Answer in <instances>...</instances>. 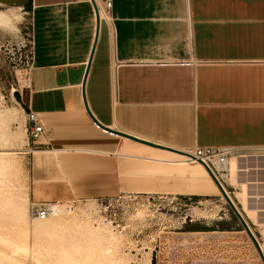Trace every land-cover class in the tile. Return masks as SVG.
Segmentation results:
<instances>
[{
  "label": "crops",
  "instance_id": "obj_1",
  "mask_svg": "<svg viewBox=\"0 0 264 264\" xmlns=\"http://www.w3.org/2000/svg\"><path fill=\"white\" fill-rule=\"evenodd\" d=\"M1 1L33 20L20 104L45 129L35 203L183 192L194 180L182 155L104 128L182 152L264 147V0H113L99 25L87 0Z\"/></svg>",
  "mask_w": 264,
  "mask_h": 264
},
{
  "label": "rangeland",
  "instance_id": "obj_2",
  "mask_svg": "<svg viewBox=\"0 0 264 264\" xmlns=\"http://www.w3.org/2000/svg\"><path fill=\"white\" fill-rule=\"evenodd\" d=\"M10 7L17 20L0 22V193L12 192L15 199L11 205L0 199V264H263L216 185L194 164L188 166L194 180L183 182V192L74 199L52 203V209L67 210L65 216L31 219L39 144L20 103L28 90L32 17L0 0V11ZM239 193L231 196L264 248V227L252 226L249 218L256 222V215L248 212L245 188ZM22 209L26 217H18Z\"/></svg>",
  "mask_w": 264,
  "mask_h": 264
},
{
  "label": "built area",
  "instance_id": "obj_3",
  "mask_svg": "<svg viewBox=\"0 0 264 264\" xmlns=\"http://www.w3.org/2000/svg\"><path fill=\"white\" fill-rule=\"evenodd\" d=\"M87 1L95 3L100 21L111 20L113 0H100L101 4L97 0ZM33 53L32 20L30 49L27 57L29 70L32 68ZM26 116L29 121L30 137L36 143L45 136V129L35 112L28 110ZM183 153L182 156L185 159L182 161L183 165H191L192 162L198 164L206 171L214 184L211 175L216 179L226 193L228 191L233 195L238 190L243 193L244 187L248 202L255 210L256 223L263 224L259 220H264V147H195L192 151ZM233 179L236 184H233ZM52 205L49 202L33 203L34 216L38 220L51 218L53 216Z\"/></svg>",
  "mask_w": 264,
  "mask_h": 264
},
{
  "label": "water",
  "instance_id": "obj_4",
  "mask_svg": "<svg viewBox=\"0 0 264 264\" xmlns=\"http://www.w3.org/2000/svg\"><path fill=\"white\" fill-rule=\"evenodd\" d=\"M93 5H94V8H95V13H96V16H97V22H98V25H99L100 24L99 12H98V9H97L95 3H93ZM87 74H88V71L86 73V77H85L84 84H83V96H84V99H85V91L84 90H85V82H86ZM85 108H86L87 112L89 113L90 117L93 119V121L96 124H98L99 126H101L99 124V122L91 114L87 103H85ZM104 129L107 130V131H109V132H111V133L118 134V135H120V136H122L124 138H127L129 140H132L134 142H137V143H140V144H143V145L152 147V148H156V149H161V150L173 152V153H176V154H179V155H184V153L182 151H179V150L174 149V148H171V147H166L164 145L156 144V143H153L151 141H147V140H144V139H141L139 137H135L133 135H129V134H126V133L113 131V130H110V129H107V128H104ZM211 177L213 178V180H214L216 186L218 187L221 195L224 197V199L226 200L227 204L229 205L231 211L233 212V214L235 215V217L239 221L242 229L247 233V235L249 236V238L253 242V244H254L256 250L258 251V253H259V255H260V257H261V259L263 261V264H264V253H263V250L261 248V245H260L259 241L257 240L255 234L253 233V231L251 230L250 226L248 225V223L246 222V220L244 219V217L242 216V214L239 212V210L237 209V207L235 206V204L233 203V201L231 200V198L227 195V193L225 192V190L221 187V185L216 181V179L212 175H211Z\"/></svg>",
  "mask_w": 264,
  "mask_h": 264
},
{
  "label": "bare ground",
  "instance_id": "obj_5",
  "mask_svg": "<svg viewBox=\"0 0 264 264\" xmlns=\"http://www.w3.org/2000/svg\"><path fill=\"white\" fill-rule=\"evenodd\" d=\"M98 1V3L99 4H101V2H100V0H97ZM17 9L16 8H13V7H10V9L9 10H7V11H0V22L1 23H3V24H10V26H11V24L14 22V20H17L16 19V17H17ZM19 19V18H18ZM17 23V22H16ZM14 26V25H13ZM1 152V151H0ZM3 152V151H2ZM6 152V151H5ZM9 154V153H8ZM182 161H185V159H184V157L183 156H181V159H180V161H177V162H175V163H177V164H183L182 163ZM192 164H194V165H197V166H199L198 164H196V163H194V162H192L191 163V165ZM185 165V164H184ZM213 182V181H212ZM233 184H236L235 183V180L233 179ZM215 185V184H214ZM5 187H6V185H5ZM8 187V186H7ZM9 188V187H8ZM244 188V187H243ZM5 189H7V188H5ZM216 189L219 191V189L216 187ZM0 190H1V188H0ZM9 190V189H8ZM246 191V190H245ZM221 194V193H220ZM227 194L229 195V197L231 198V200L233 201V203L235 204V201H234V199H233V197L231 196V194L227 191ZM245 194H246V192H245ZM28 195H29V193H28ZM222 198L224 199V197L222 196ZM0 199H1V201L2 202H4L5 204H8V205H11L12 204V202L14 201V194L12 193V192H5V193H0ZM244 199H245V201L248 203V212H251V213H253L254 215H256V213H255V210L250 206V203L248 202V196L247 195H245L244 196ZM225 200V199H224ZM226 201V200H225ZM31 206V205H30ZM235 206H236V204H235ZM237 209H238V207H237ZM239 210V209H238ZM30 211V210H29ZM52 211H53V216H61V215H64V214H66V213H68V211L67 210H58V209H52ZM70 212V211H69ZM239 212L242 214V216L244 217V219L246 220V218H245V214L241 211V210H239ZM28 215H30V213L28 214ZM201 215V214H200ZM65 216V215H64ZM18 217H26V211L25 210H20L19 212H18ZM31 217V216H30ZM31 219L33 220V221H36V220H38L34 215L31 217ZM50 219L51 218H49V219H46V220H43V221H50ZM255 219H256V217H255ZM40 221H42V220H40ZM60 222V221H59ZM62 222V221H61ZM246 222H247V220H246ZM63 223V222H62ZM248 223V222H247ZM31 226V225H30ZM96 231V230H95ZM87 232H88V230H87ZM92 232V231H91ZM89 233V232H88ZM98 234H99V232H98ZM261 248H262V250H263V252H264V248H263V245H261ZM102 252V251H101ZM108 250H106L105 251V253H106V255L105 256H107V254L110 252H108ZM102 255H104V254H102ZM150 255H148V257H149ZM150 258V257H149ZM4 259V258H3ZM1 261H3L2 259H0ZM150 262V261H149ZM20 264H21V262H20Z\"/></svg>",
  "mask_w": 264,
  "mask_h": 264
},
{
  "label": "trees",
  "instance_id": "obj_6",
  "mask_svg": "<svg viewBox=\"0 0 264 264\" xmlns=\"http://www.w3.org/2000/svg\"><path fill=\"white\" fill-rule=\"evenodd\" d=\"M191 231H203V230H199V229H192Z\"/></svg>",
  "mask_w": 264,
  "mask_h": 264
}]
</instances>
